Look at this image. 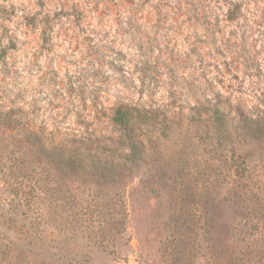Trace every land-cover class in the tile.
Masks as SVG:
<instances>
[{
  "label": "rangeland",
  "instance_id": "1",
  "mask_svg": "<svg viewBox=\"0 0 264 264\" xmlns=\"http://www.w3.org/2000/svg\"><path fill=\"white\" fill-rule=\"evenodd\" d=\"M0 264H264V0H0Z\"/></svg>",
  "mask_w": 264,
  "mask_h": 264
},
{
  "label": "trees",
  "instance_id": "2",
  "mask_svg": "<svg viewBox=\"0 0 264 264\" xmlns=\"http://www.w3.org/2000/svg\"><path fill=\"white\" fill-rule=\"evenodd\" d=\"M111 123L116 127L117 133H119V142H121L127 150V154L122 160H115L112 154L110 160H108L107 155L102 158L100 154L90 153L89 150L86 153L80 152L79 150H71L73 143H63L58 148L61 151L60 155L68 156V158L64 159L65 162H78L81 168L85 167L89 169L88 167H94L96 164L102 162L106 163L108 160L112 178L115 177L116 174L114 173L118 169L121 170L120 173H122L123 177H126L128 173L131 172L128 163L134 161V158H136L139 153V149L145 148V143L150 142V139L155 135L161 137L164 136L163 134H165L166 131L172 129L177 130L176 125L172 120H159L157 117L153 116L151 112L143 108L126 105L118 107L111 119ZM159 131L160 133L157 135V132ZM206 137H208V135H206ZM214 138L216 140L221 139L220 135H217ZM55 149V147H51V150ZM180 172L181 171H179V174Z\"/></svg>",
  "mask_w": 264,
  "mask_h": 264
}]
</instances>
